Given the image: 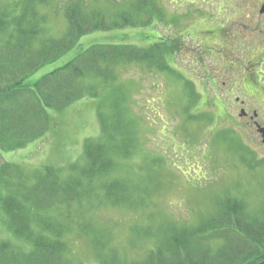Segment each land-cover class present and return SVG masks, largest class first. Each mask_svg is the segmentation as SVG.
<instances>
[{
	"label": "trees",
	"instance_id": "obj_1",
	"mask_svg": "<svg viewBox=\"0 0 264 264\" xmlns=\"http://www.w3.org/2000/svg\"><path fill=\"white\" fill-rule=\"evenodd\" d=\"M50 8L64 15L60 34L50 26ZM164 16L163 0H62L58 7L55 0L2 1L0 151L28 145L49 131L55 120L51 109L63 110L86 96L98 99L102 133L84 140L81 164L24 168L5 161L0 165V214L11 234L0 237V264H86L68 241L73 232L91 236L101 264H264V207L250 209L234 194L220 199L216 209L196 223H148L145 229L153 232L155 244L141 258L122 256L107 237L94 235L80 218L86 209L102 203L116 205L124 200L128 208L139 209L150 200L149 191L131 186L126 192L123 183L117 186L116 177H107L117 170L115 157L133 152L132 118L126 115L122 96L129 66L145 64L172 77L177 74L182 85L189 82L187 91L194 83L172 64L180 49L172 38L150 33L144 37L155 40L148 45L93 42L87 46L80 39L96 30L151 26ZM77 45L80 50L71 60L22 83ZM187 91L183 106L189 110L199 92L188 96ZM238 150L245 162L253 159L242 144ZM137 228L133 224L130 229L135 233Z\"/></svg>",
	"mask_w": 264,
	"mask_h": 264
},
{
	"label": "rangeland",
	"instance_id": "obj_2",
	"mask_svg": "<svg viewBox=\"0 0 264 264\" xmlns=\"http://www.w3.org/2000/svg\"><path fill=\"white\" fill-rule=\"evenodd\" d=\"M55 1L57 7L62 5V0ZM263 4L264 0H163L165 16L151 26L96 30L81 37L83 46L146 45L155 40L144 37L150 33L172 38L180 43L172 64L199 92L197 102L187 110L183 105L188 101V84L182 85L177 74L172 77L145 64H132L124 72L123 105L133 119L134 136L129 140L133 152L115 157L117 170L106 176L116 177L117 186L123 183L126 192L131 186L149 191L150 200L139 209L128 208L124 200L116 205L102 203L80 217L122 256L141 258L155 244L153 232L145 229L148 223H196L229 194L243 199L250 209L264 207V136L254 121L264 126ZM54 10L50 8L49 23L60 34L65 19L62 10ZM78 50V45L73 47L22 83L67 62ZM98 107V99L86 96L63 110L51 109L55 120L49 131L24 147L0 151V165L5 161L24 168L81 164L84 140L102 133ZM238 144L251 151L250 162L242 159ZM1 190L0 186V194ZM133 224L140 230L132 233ZM10 235L0 214V237ZM90 238L73 232L68 241L86 264H101Z\"/></svg>",
	"mask_w": 264,
	"mask_h": 264
},
{
	"label": "bare ground",
	"instance_id": "obj_3",
	"mask_svg": "<svg viewBox=\"0 0 264 264\" xmlns=\"http://www.w3.org/2000/svg\"><path fill=\"white\" fill-rule=\"evenodd\" d=\"M126 43H131V42H126ZM71 60V59H70ZM69 61V60H68ZM67 61V62H68ZM66 63V62H65ZM64 64V63H63ZM188 84H189V82H187ZM197 89L195 88V87H191L188 91H187V95L188 96H191V95H193L194 94V91H196ZM259 131V130H258ZM260 133H261V135L263 136V133L261 132V131H259ZM220 199H223V197H221V198H219L218 199V201L220 200Z\"/></svg>",
	"mask_w": 264,
	"mask_h": 264
},
{
	"label": "water",
	"instance_id": "obj_4",
	"mask_svg": "<svg viewBox=\"0 0 264 264\" xmlns=\"http://www.w3.org/2000/svg\"><path fill=\"white\" fill-rule=\"evenodd\" d=\"M261 11L264 12V4H263V6H262V8H261ZM258 130L261 131V132L263 133V136H264V126H260V125H259V126H258Z\"/></svg>",
	"mask_w": 264,
	"mask_h": 264
},
{
	"label": "flooded vegetation",
	"instance_id": "obj_5",
	"mask_svg": "<svg viewBox=\"0 0 264 264\" xmlns=\"http://www.w3.org/2000/svg\"><path fill=\"white\" fill-rule=\"evenodd\" d=\"M242 103H243V101H242ZM241 108H243V106H241ZM245 109H246V108H245ZM246 110H247V109H246ZM248 112H249V111H247V114H249ZM254 113H255V111H254ZM250 117H251L252 119H254L255 116L253 117V115L250 114ZM254 121H255V123L257 124L256 119H254Z\"/></svg>",
	"mask_w": 264,
	"mask_h": 264
}]
</instances>
